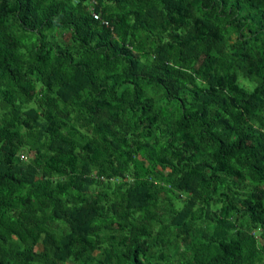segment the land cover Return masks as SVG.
<instances>
[{"label":"trees","instance_id":"16d2710c","mask_svg":"<svg viewBox=\"0 0 264 264\" xmlns=\"http://www.w3.org/2000/svg\"><path fill=\"white\" fill-rule=\"evenodd\" d=\"M0 264H264V0H0Z\"/></svg>","mask_w":264,"mask_h":264},{"label":"built area","instance_id":"2783aa9c","mask_svg":"<svg viewBox=\"0 0 264 264\" xmlns=\"http://www.w3.org/2000/svg\"><path fill=\"white\" fill-rule=\"evenodd\" d=\"M91 3L94 4L93 2H91ZM89 12H90V16L92 17V19L100 20L98 12L94 11L93 8H90ZM102 22L104 25H107V23L105 21H102ZM20 158H22V160H25V157H20Z\"/></svg>","mask_w":264,"mask_h":264},{"label":"rangeland","instance_id":"374dc122","mask_svg":"<svg viewBox=\"0 0 264 264\" xmlns=\"http://www.w3.org/2000/svg\"><path fill=\"white\" fill-rule=\"evenodd\" d=\"M220 68L222 69L223 68V66H220ZM241 83V82H240Z\"/></svg>","mask_w":264,"mask_h":264}]
</instances>
